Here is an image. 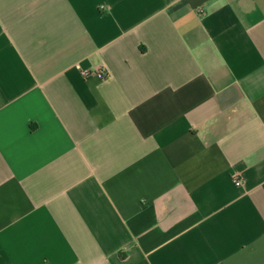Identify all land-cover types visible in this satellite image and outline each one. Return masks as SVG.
<instances>
[{
	"label": "crops",
	"instance_id": "obj_1",
	"mask_svg": "<svg viewBox=\"0 0 264 264\" xmlns=\"http://www.w3.org/2000/svg\"><path fill=\"white\" fill-rule=\"evenodd\" d=\"M0 264H264V0H0Z\"/></svg>",
	"mask_w": 264,
	"mask_h": 264
},
{
	"label": "built area",
	"instance_id": "obj_2",
	"mask_svg": "<svg viewBox=\"0 0 264 264\" xmlns=\"http://www.w3.org/2000/svg\"><path fill=\"white\" fill-rule=\"evenodd\" d=\"M95 75L98 76V77H100V78H103L105 76V73H103L102 71H98V72L95 73ZM82 76L84 78H88V77L91 76V73L88 72V71H84V72H82ZM234 184L236 186H240L241 185V181L239 179L235 178L234 179Z\"/></svg>",
	"mask_w": 264,
	"mask_h": 264
}]
</instances>
